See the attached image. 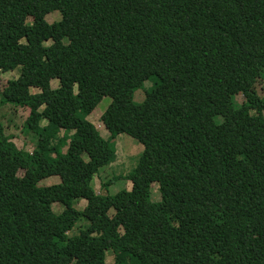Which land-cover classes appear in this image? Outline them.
Segmentation results:
<instances>
[{"label":"trees","instance_id":"obj_1","mask_svg":"<svg viewBox=\"0 0 264 264\" xmlns=\"http://www.w3.org/2000/svg\"><path fill=\"white\" fill-rule=\"evenodd\" d=\"M17 69L1 102L29 109L35 147L0 122V264H264V0H0ZM106 96L107 139L86 119ZM122 133L144 145L132 188L97 193Z\"/></svg>","mask_w":264,"mask_h":264},{"label":"rangeland","instance_id":"obj_2","mask_svg":"<svg viewBox=\"0 0 264 264\" xmlns=\"http://www.w3.org/2000/svg\"><path fill=\"white\" fill-rule=\"evenodd\" d=\"M61 13L59 11H54L46 16V20L49 23L59 21L61 19ZM50 44V42L48 43ZM19 76V70L2 72L0 73V89L6 83V81L11 79H16ZM53 88L59 86L57 79L51 81ZM152 85L151 81H146L144 86L135 92L134 100L137 103H141L146 94V90ZM32 89L35 93L39 89ZM256 90L260 95H264V76L259 79L256 84ZM235 101L242 103L244 101L243 95H235ZM111 102V98L106 96L102 102L97 106V108L87 116V120L92 122L97 126L103 138L107 139L110 134L104 127L101 116L106 111L108 105ZM30 111L29 109H24L20 106H15L12 104H3L1 102L0 95V122L3 124L6 134L13 137V142L19 149H25L27 151H33L35 147V139L33 134L27 133L24 129V123L26 122ZM46 121H42V125H45ZM116 147V159L109 165H106L99 169V172L95 174L92 184L96 189L97 193H102L103 195H115L122 189L130 190L132 184L127 181L126 177L130 174L138 165L139 160L144 151V145L133 138L132 136L122 133L116 136L113 141ZM112 180L111 184L106 188L103 187L105 182ZM60 182L59 176L50 177L44 179L40 182L41 185L48 186ZM152 200L160 201L161 193L159 191L158 182H154L151 185ZM86 200H74V206L78 210H83L86 207ZM55 213H61L64 207L61 203H54L52 205ZM88 223L83 219L78 221L74 228L71 230L70 235H78L80 229L86 227ZM114 254L110 251L106 255V263L113 264Z\"/></svg>","mask_w":264,"mask_h":264}]
</instances>
